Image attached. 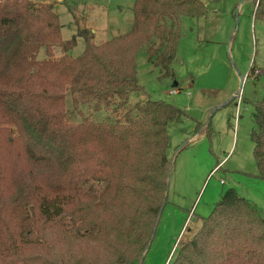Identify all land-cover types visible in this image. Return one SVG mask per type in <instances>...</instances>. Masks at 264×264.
Returning a JSON list of instances; mask_svg holds the SVG:
<instances>
[{
	"label": "trees",
	"instance_id": "obj_1",
	"mask_svg": "<svg viewBox=\"0 0 264 264\" xmlns=\"http://www.w3.org/2000/svg\"><path fill=\"white\" fill-rule=\"evenodd\" d=\"M253 3L264 22V0ZM205 12L198 0H134L125 33L95 45L81 29L73 58L76 40L61 39L52 4L0 0V264H143L167 203L166 126L187 115L163 101L130 104L143 93L136 55L146 47L159 78L173 77L182 19ZM253 124L249 176L264 181V87ZM175 254L169 264H264V214L227 189Z\"/></svg>",
	"mask_w": 264,
	"mask_h": 264
},
{
	"label": "rangeland",
	"instance_id": "obj_2",
	"mask_svg": "<svg viewBox=\"0 0 264 264\" xmlns=\"http://www.w3.org/2000/svg\"><path fill=\"white\" fill-rule=\"evenodd\" d=\"M33 1L43 4L45 0ZM50 1L59 19L61 39L76 40L67 52L73 58L85 47L79 30H86L89 41L98 45L125 33L132 20L134 0ZM198 1L206 12L200 19H182L170 65L173 77L159 78V69L147 60L146 47L136 55L137 80L143 93L130 95V104L146 99L163 101L187 115L182 123L170 121L166 126L170 162L167 203L143 264H169L227 189L233 188L264 214V181L249 176L257 175L250 133L254 104L263 95L264 22L253 17V0ZM52 52L56 59L64 55L61 47H53ZM45 58L41 48L37 59ZM68 108L69 115H75L70 103ZM79 109L94 120L114 121L108 111ZM81 119L78 116L71 122ZM198 124L201 128L197 131Z\"/></svg>",
	"mask_w": 264,
	"mask_h": 264
},
{
	"label": "crops",
	"instance_id": "obj_3",
	"mask_svg": "<svg viewBox=\"0 0 264 264\" xmlns=\"http://www.w3.org/2000/svg\"><path fill=\"white\" fill-rule=\"evenodd\" d=\"M43 3H52L50 0H45ZM54 6V5H53ZM53 10H54V8H53ZM92 32H94V31H92ZM96 34V33H95ZM177 91V90H176ZM172 94V93H171Z\"/></svg>",
	"mask_w": 264,
	"mask_h": 264
},
{
	"label": "built area",
	"instance_id": "obj_4",
	"mask_svg": "<svg viewBox=\"0 0 264 264\" xmlns=\"http://www.w3.org/2000/svg\"><path fill=\"white\" fill-rule=\"evenodd\" d=\"M259 74V72L257 71V72H255V75H258ZM170 93H172V94H174V93H176V90H174V91H172V92H170Z\"/></svg>",
	"mask_w": 264,
	"mask_h": 264
}]
</instances>
